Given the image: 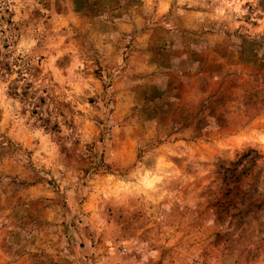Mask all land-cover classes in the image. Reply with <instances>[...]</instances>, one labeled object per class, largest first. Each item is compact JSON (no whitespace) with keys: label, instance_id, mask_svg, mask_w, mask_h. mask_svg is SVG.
Masks as SVG:
<instances>
[{"label":"rangeland","instance_id":"rangeland-1","mask_svg":"<svg viewBox=\"0 0 264 264\" xmlns=\"http://www.w3.org/2000/svg\"><path fill=\"white\" fill-rule=\"evenodd\" d=\"M0 264H264V0H0Z\"/></svg>","mask_w":264,"mask_h":264}]
</instances>
